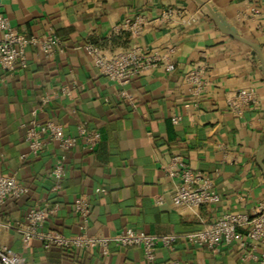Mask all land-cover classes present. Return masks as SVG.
Wrapping results in <instances>:
<instances>
[{"label":"crops","instance_id":"obj_1","mask_svg":"<svg viewBox=\"0 0 264 264\" xmlns=\"http://www.w3.org/2000/svg\"><path fill=\"white\" fill-rule=\"evenodd\" d=\"M205 1L240 35L258 44L264 56V0H254L255 17L244 16V0ZM168 8L187 11L185 22L171 27L151 22L137 37L113 30L138 14L156 17ZM2 12L19 33L46 37L52 30L66 43L50 60L29 49L26 69L8 72L0 67L2 172L30 191L21 199H7L3 212L11 219H23L46 200L59 202L61 210L46 227L75 235L80 219L74 202L85 195L93 210L90 234L110 237L128 228L152 235L188 234L221 214L251 212L264 203V175L257 164L264 143L262 65L250 47L222 33L204 7L194 0H3ZM87 43L109 54L136 44L159 51L175 47V69L146 71L122 87L99 74L81 48ZM199 63L207 66L208 87L198 99L185 80ZM62 87L71 90L70 98L57 97ZM122 88L132 95L134 107L119 98ZM242 88L254 89L261 103L237 116L226 97ZM45 96L50 100L40 107ZM35 109L37 119L62 124L68 135L76 136L82 122L101 135L93 151L78 147L69 153L57 191L49 175L61 153L58 146L50 145L37 157L25 156V124ZM175 116L182 117L178 125L172 123ZM220 145L227 146L226 155ZM174 156L212 178L221 201L195 210L175 206L179 181L161 168ZM4 245L30 264L144 263L140 248L113 245L107 256L98 249H45L36 240L25 248L14 229L0 231ZM219 249L213 253L182 241L175 253L158 249L155 264H256L243 262L237 245Z\"/></svg>","mask_w":264,"mask_h":264},{"label":"built area","instance_id":"obj_2","mask_svg":"<svg viewBox=\"0 0 264 264\" xmlns=\"http://www.w3.org/2000/svg\"><path fill=\"white\" fill-rule=\"evenodd\" d=\"M244 3L247 5V14L244 16L258 15L254 0H244ZM2 4L3 0H0V67L3 70L12 72L16 68L26 69L29 49L38 50L44 60H50L57 53L65 50L66 43L52 30L46 37L27 36L17 32L12 27L9 18L2 12ZM186 15L187 11L174 8L165 9L156 17L141 13L114 26L113 30L130 32L137 37L151 22L171 27L183 24ZM81 48L90 57L100 75L122 87L146 71L158 68L166 71L175 69L171 61L176 52L175 47L159 51L149 46L136 44L113 54L106 53L91 43ZM206 73L207 66L199 63L186 76L185 81L189 93L198 99L208 87V81L205 79ZM71 96L72 92L68 87H62L57 94L59 98H70ZM118 96L134 107L133 97L125 88L119 91ZM49 100V96L43 97L40 107H44ZM226 103L234 115L243 116L247 108L259 107L261 100L254 89L242 88L230 93L226 97ZM38 110L32 111V117L25 124V139L28 145V153L25 156L37 157L50 145L58 146L61 153L55 160L49 175L56 180L53 191H57L61 188V182L66 176V162L69 153L78 147L84 151H93L100 143L101 135L91 130L87 122L78 125L76 136L68 135L62 124L52 120L37 119ZM181 120V116H175L172 123L178 125ZM220 149L225 155L227 154V146L220 145ZM161 168L169 177L179 181L173 197L175 206L195 210L202 205L217 204L221 201L220 194L214 189V180L192 169L185 163L183 157L174 156ZM100 191L101 189H97V192ZM28 192H30L29 189L15 177L3 174L0 157V231L16 230L25 248H29L34 240L42 242L45 249L60 248L65 251L98 249L103 256L110 254L113 245L123 248H140L144 258L143 264H155L158 249L165 248L170 253H175L177 244L182 241L192 246L207 248L213 253H217L224 245L234 244L240 248L243 262L252 261L256 264H264V203H260L251 212L221 214L215 221L193 233L152 235L145 231L128 228L113 236L103 237L89 233L93 210L90 198L85 195H81L74 202V210L80 219V231L75 235H66L64 232L50 230L46 227L47 222L61 210L59 202L46 200L31 209L20 220H13L3 212L8 198L21 199ZM157 203H161V199H158ZM172 263L180 264L177 260H173ZM0 264L30 263L23 255L4 245L0 246Z\"/></svg>","mask_w":264,"mask_h":264},{"label":"water","instance_id":"obj_3","mask_svg":"<svg viewBox=\"0 0 264 264\" xmlns=\"http://www.w3.org/2000/svg\"><path fill=\"white\" fill-rule=\"evenodd\" d=\"M194 1L197 2L199 5H201L202 7H204L206 9V11H208V13L213 18V20L215 21L219 30L222 33L233 37L237 41L247 45L248 47H250L252 49V53L254 55L258 56V58L261 62V65H262L263 72H264V56H263V52H262L261 47L258 44L254 43V42L250 41L249 39L240 35L234 26L229 25L226 21H224L220 17V15L210 5L209 2H207L205 0H194ZM263 161H264V143L259 147L258 152H257V164L260 167V169L264 175V162Z\"/></svg>","mask_w":264,"mask_h":264}]
</instances>
